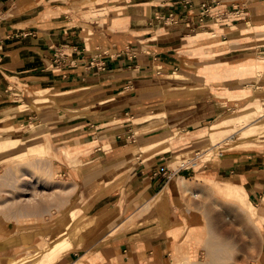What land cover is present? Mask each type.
<instances>
[{"label":"crops","instance_id":"obj_1","mask_svg":"<svg viewBox=\"0 0 264 264\" xmlns=\"http://www.w3.org/2000/svg\"><path fill=\"white\" fill-rule=\"evenodd\" d=\"M199 3L193 0L185 9L180 0H0V120L20 124L39 117L38 138H48L55 155L63 158L59 166L64 174L77 184L84 183L78 174V161L84 158L118 169L110 190L91 191L95 181L85 182L90 188L81 199L87 203L83 212L94 218L87 230L96 226L103 234L64 253L61 264H171L178 241L166 226L183 218L187 229H199L190 226L193 212L199 211L170 197L169 184L180 177L210 176L225 186L241 185L259 207L264 197L261 153L231 151L239 145L229 148L221 139L214 145L219 156L206 164L170 166L177 156L208 150L204 143L232 120L212 123L234 105L235 97H243L226 90L233 88L234 77L246 90L254 82L250 75L264 74V0H221L213 12L239 7L242 13L202 21ZM172 10L179 13L178 24L156 18ZM192 33L215 35L218 45L188 46L185 40ZM60 44L71 61L62 67L52 61ZM101 47L111 56L106 69H86ZM130 50L135 58L129 57ZM186 59L209 64L190 67ZM152 80L157 82L142 84ZM37 88L49 89L46 94L55 96L61 116L41 117L31 108H19L17 98L35 94ZM253 124L244 123L240 131ZM140 212L155 214L157 222L152 216L138 217ZM262 257L258 264H264Z\"/></svg>","mask_w":264,"mask_h":264},{"label":"rangeland","instance_id":"obj_2","mask_svg":"<svg viewBox=\"0 0 264 264\" xmlns=\"http://www.w3.org/2000/svg\"><path fill=\"white\" fill-rule=\"evenodd\" d=\"M99 2L100 0H97V3ZM90 7L93 8L91 3ZM156 15L159 16V20H163L161 18L163 14ZM185 41L189 42L188 38ZM195 51L199 52V50ZM185 62L190 67L195 66L188 59ZM156 72L161 74V69ZM190 75L193 78H202L200 74L190 73ZM256 77L259 78L258 81L255 80ZM249 78L254 82L246 90L244 89L243 93L238 91L243 97H235L234 105L212 122L220 121L223 117L232 119L220 131L217 138L204 143L206 147H210L209 151L206 150L201 154H197L201 152V149L195 152L190 151L181 157L177 156L170 166L176 164L174 166L176 167L186 161H188L186 165H192L194 168L206 164L205 161L219 156L220 148H215V142L229 135L233 136V142L222 141V144L229 148L239 145L231 151L256 152L264 156V116H260L264 112L254 105L257 103L264 107V74L260 71L257 75L253 73ZM153 82L157 81L152 80L142 84ZM34 96L35 94H28L22 99L15 98L21 104L20 109L31 108L39 115L38 111L28 104ZM65 112L68 111L65 110ZM62 114L63 112L60 116ZM238 117H241L240 119L244 122L240 123ZM38 118L32 116L20 124L11 118L0 120V126L6 130L0 131V241L6 242L8 250V252L3 251V254L0 253V264H4L6 253L23 257V254L31 251L30 248L25 247V242L14 238L19 234L17 231L22 230L25 234H32L35 248L42 250L46 247V241L51 236L55 238L58 234V231L48 233V226L58 222L62 216L69 215L71 211L86 214L83 208L87 203L81 200L83 195L89 192L90 186L85 184L86 181H95L91 191L96 189L100 191L104 188L110 190L115 186L113 180L118 169H106L107 165H100L98 161H91V159L88 161L87 158H84L86 160L84 162L78 161V174L83 176L84 183L77 184L70 180L59 166V161L63 158L55 155L56 148L49 146L48 138H38L40 132L35 126ZM249 122L254 123L252 127L241 132L240 129L244 123ZM45 130L41 133L46 132ZM64 148L65 146L60 147L62 150ZM206 154L208 156H205ZM83 168L87 169L84 171ZM205 178L174 180L178 187L176 191L172 190L174 193H171L170 197L179 199L180 204L199 211L193 212L196 219L190 224V226H198L195 228L199 229H187L183 218L175 224L166 226V231L168 228L178 231L177 236L172 238L178 241V250L172 254L171 264H258L261 256L264 258L262 255L264 214L259 212L264 210V197L258 207L249 201L242 188L225 186L223 183L209 180L210 176ZM224 180V183L229 182L227 179ZM170 204L173 203L170 201ZM164 213L168 216L174 212ZM149 216H152L153 223L157 222L155 214H145L140 218ZM67 221L69 226L70 216ZM167 223L170 224V221ZM101 229L95 226L84 232L83 241H86L84 247L103 234ZM12 233L15 234L7 237ZM184 233H186L185 236ZM83 243L59 250L52 264H61L64 253L82 247ZM196 246L198 248L193 249ZM43 264H49V262L45 261Z\"/></svg>","mask_w":264,"mask_h":264},{"label":"bare ground","instance_id":"obj_3","mask_svg":"<svg viewBox=\"0 0 264 264\" xmlns=\"http://www.w3.org/2000/svg\"><path fill=\"white\" fill-rule=\"evenodd\" d=\"M114 15H115V13H111L110 16L112 17ZM118 15H120V14H118ZM199 34H201V33H192L188 37V41L190 44L188 46L207 45V47H216L218 45V42L216 41L215 35H210L209 37H206L205 35H201L204 37L199 38ZM197 38H199V40ZM188 61L194 63V65L196 67H201V66H205V65L209 64V61H207V60H199V61L188 60ZM232 86H233V88H231V89L228 88L226 90H230V91H233V90L239 91L240 90V92L243 93L244 88H242L241 85L239 83H237L235 77L233 78ZM48 90L49 89L37 88L34 91L35 96L28 101V104L31 105L33 108H35L38 111L39 115H41L42 117L50 116V115L53 116V115L62 113V109L58 106V104L55 102V100L52 99L55 96L50 98L49 96L46 95ZM52 94L57 95V93H52ZM79 97H80V95H79ZM0 131L4 132L6 130L3 128V126H0ZM223 141H224V143L229 142V141L233 142L232 135L228 136L227 138H224ZM204 153H205V151H204ZM205 156H208V155L206 154ZM194 164H196V162H194ZM182 178L183 177H180V179H182ZM183 182H184V180H183ZM169 187L171 190L176 191L178 185L175 183V181H172L169 184ZM169 187H167L165 189V191H168ZM233 187L234 188L235 187L242 188L241 185H237V186L232 185V188ZM68 214L69 215L66 214V215L62 216V218L58 221L59 224H58V222H56L55 224H52V225L47 227L48 233L49 232L53 233L55 231H58V234L56 235L55 238H52V236H51L49 238V240L46 241V247L43 248L42 250L35 248L36 245H35L34 240L32 239L33 238L32 234H25L22 230L17 231L19 234L16 235L14 238L18 239V240H22L23 242H25V247L30 248L31 251L23 254V257L14 255L12 253L7 255V253H6L7 257L5 258L4 264H43L45 261H48L49 264H52V262L55 259L54 257L57 255V252L59 250L69 249L70 247H74L76 245H81L82 242H84L83 243V245H84L85 244V240L83 241L84 232L87 230L88 227H90L94 223V218L92 217V215L88 216L86 214H82V215H78V216L74 215L72 212H70ZM141 214L143 215L144 212H141L139 214V217L141 216ZM67 216L71 217V223L69 224V226H68V221H67L68 217ZM129 228H131V227H129ZM15 233L9 234V235H7V237L8 236L12 237V235H14ZM186 233H184V236L186 235ZM167 234L171 238H174L177 236L178 231H177V229L168 228ZM6 250H7L6 249V242L0 241V253L3 254L2 252L6 251ZM7 252H8V250H7ZM75 264H79V262L75 263Z\"/></svg>","mask_w":264,"mask_h":264},{"label":"built area","instance_id":"obj_4","mask_svg":"<svg viewBox=\"0 0 264 264\" xmlns=\"http://www.w3.org/2000/svg\"><path fill=\"white\" fill-rule=\"evenodd\" d=\"M182 3V8H190L193 6V0H180ZM221 0H200V13H199V20L202 21L204 18H214L218 20H223L229 16L235 15L239 16L242 13L243 8H236L232 10H226L223 12H213V8L217 5H220ZM159 16L156 15V18ZM163 19L162 21L164 24H178L180 22V17L177 12L169 11L166 14H163L161 16ZM159 19V18H158ZM64 45L60 44L57 47L54 48L52 61L57 66H64L67 62L71 63L69 61V56L65 51L63 50ZM130 58H135L136 53L133 50H130ZM111 60V56L109 54V51L105 47H101L98 51V53L95 54L93 58L88 62V65L86 69H91L93 67H96L100 71H104L106 69L107 61Z\"/></svg>","mask_w":264,"mask_h":264}]
</instances>
